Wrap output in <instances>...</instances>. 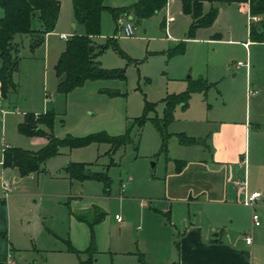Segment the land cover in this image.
Returning <instances> with one entry per match:
<instances>
[{"label": "rangeland", "instance_id": "1", "mask_svg": "<svg viewBox=\"0 0 264 264\" xmlns=\"http://www.w3.org/2000/svg\"><path fill=\"white\" fill-rule=\"evenodd\" d=\"M58 1L60 11L55 32L67 36L83 32L81 25L73 26L71 0ZM124 1L128 0H105V4L111 2L117 6ZM221 6L217 4L218 14L213 24L197 31V40L185 39L191 20L182 12L179 1L172 2L168 11L142 19L137 25L132 18L136 30L131 37L122 34L119 21L114 22L108 10L102 12L101 31L94 40L103 44L115 35L118 48L126 56L109 47L98 60L105 69H124L125 78L88 80L67 95L56 94L54 102L50 99L49 94L54 93L49 83L43 96L47 95L46 100L41 99L33 108L42 111L45 107L55 112L53 124L46 130L58 138L82 137L100 131L119 135L128 130L130 142L111 154L105 152L110 147L108 143L91 142L70 150L62 147L64 154L49 157L43 164L44 172L13 183L16 195L13 229L18 246L27 252L26 258H34L36 264H79L80 259L87 258L85 251L91 245L95 258L92 264H142L140 257L146 264H156L160 253H167L169 246L174 247L176 232L170 223L172 218L168 220L164 214L161 177L167 158L182 159L190 149L180 144L176 133L197 138V133L190 132H208L228 107L238 108L244 114L248 111L246 69L236 66L238 61L248 63L251 89H257L255 97L264 100V43L252 42L244 48L241 42L249 39L247 13L235 4ZM170 16L174 22L169 25V34L175 41L167 39L165 34ZM36 23L34 20L33 24ZM215 33L220 34V40L212 39ZM20 36L19 55L25 65L29 59L26 53L30 36ZM230 39L239 43L229 42ZM19 75L20 72L15 76L16 83ZM196 79L206 80L209 88L205 93H191L185 109L180 105L175 107L174 118L166 128L169 135L165 155L160 151L161 133L150 118L162 117L161 99L167 93L184 91ZM26 88L24 92L29 94ZM102 89L117 90L121 94L111 97L101 92ZM229 89L239 95L224 101V106L222 94ZM255 97H249L251 114L255 112V101L260 99ZM146 102L154 103V110L148 112V119L138 127L134 119L142 115ZM6 140L14 147L31 151L44 145L33 137L21 136L15 124ZM204 142L201 137L197 147L201 148ZM111 161L107 170L111 179L108 193L100 181L60 178L61 174L65 175L68 162L88 163L90 170L101 171ZM101 213L103 219L95 222Z\"/></svg>", "mask_w": 264, "mask_h": 264}, {"label": "crops", "instance_id": "2", "mask_svg": "<svg viewBox=\"0 0 264 264\" xmlns=\"http://www.w3.org/2000/svg\"><path fill=\"white\" fill-rule=\"evenodd\" d=\"M174 1L181 3V0H167L166 6L156 14L163 10L168 11L169 5ZM133 2L134 0H128L115 6L111 2L105 4V0H103L105 6L114 8L128 6ZM208 4L205 2L204 8ZM230 4H235L239 9V4L235 2L223 3L221 7L227 8ZM2 16L3 9L0 6V18ZM127 18L132 20L130 15ZM172 22H174V18L165 24V34L167 39L175 41V38L169 34V25ZM249 22L247 14L248 38ZM76 25L75 22L73 26ZM39 26L38 21L35 25L33 24L34 28ZM71 35L68 34L69 37ZM195 36L193 38L185 37V39L197 40ZM67 39L61 38L54 29L45 35L44 42L33 52L28 49L26 58L29 59L25 61V65L23 59H20L19 69L13 73L14 81L16 74L21 73L17 83L18 93L8 96L7 99L4 98L0 83V264L37 263L33 261L34 258L25 257L27 252L18 246L15 238L13 226L16 195L15 190H12V185L17 180L22 181L28 177H34L36 173L44 172L45 169L22 176L16 168L3 167L2 155L4 148L13 146L6 140L7 133L14 124L16 127L18 126L25 113L38 114L49 110L45 107L42 111H39L38 107L33 108L34 105L40 103L41 99L46 100L47 95L45 98L43 96L49 83L52 85L54 93V95L49 94L51 102L56 100L55 96H58L56 94L59 93L56 91L57 78L54 73V65L64 50ZM212 39L220 40V34L215 33ZM21 41L20 35L14 37V42L19 43L20 49ZM228 41L239 43L238 40L230 39ZM252 42L255 41H251L249 38L241 43L247 49ZM23 70L24 76L21 78ZM23 86L27 87L26 90H30L29 94H25ZM247 88L251 89L249 66L246 69L245 82L248 111L244 114L241 113V110L239 112L238 108L228 107L222 118L213 127L210 126L208 132L204 130L189 131L191 134L197 133L195 134L197 138L191 136L195 142L184 145L190 149L185 152L182 159L176 158V156L166 157L161 177V200L167 219L171 220L172 218L170 223L175 228L176 240L174 247L169 246L167 253H160L154 263L264 264V100L260 96L255 97L258 94L257 89L252 88L251 90H256V93L248 94ZM41 91L43 94L40 96ZM237 95L239 93L234 89H229L227 93L222 94L224 106L226 105L224 101H231ZM250 95L257 99L260 98L255 101L253 114L250 113ZM32 137L41 144L46 142L44 137ZM201 137H204L205 142L201 148H198L197 143ZM62 149H59V154H64ZM108 149L105 151L106 153ZM175 160L184 161L180 170H176ZM61 177L71 180L66 171L65 175H60ZM5 185L8 190L4 188ZM252 191L261 193L253 208L245 206L241 202L244 193ZM183 208L185 209L183 210ZM253 212L259 216L260 224L258 226L252 222ZM247 236L251 237L249 244L245 241ZM139 254L145 253L140 252Z\"/></svg>", "mask_w": 264, "mask_h": 264}, {"label": "trees", "instance_id": "3", "mask_svg": "<svg viewBox=\"0 0 264 264\" xmlns=\"http://www.w3.org/2000/svg\"><path fill=\"white\" fill-rule=\"evenodd\" d=\"M74 20L83 27L82 33H73L65 43V48L59 55L55 65L54 73L57 78L56 91L67 94L73 89L82 86L87 80L98 79H124V69H105L102 67L98 56L107 48L111 47L120 56L126 55L117 46L115 36L109 37L103 44H97L94 37L101 31V12L108 10L114 22L120 16H131L138 24L142 19L150 18L164 8L167 0H134L128 6L107 7L103 0H71ZM209 3V9L204 11V3ZM237 3L239 9L249 16H259L254 23L249 22V38L251 41L264 43V0H181L182 12L191 18L190 25L186 32V38H193L197 29L206 28L213 24L218 14L217 4ZM3 9V16L0 18V83L1 93L8 98L9 93H16L18 84L13 80V73L17 72L20 63V45L14 42L16 35L28 34L30 36L29 50L33 52L43 42L45 35L55 29L60 3L58 0H0ZM40 24L38 28L33 27V21ZM117 30V26H116ZM182 46V43L180 44ZM182 47L180 48V50ZM209 84L204 79L191 80L184 91L179 93H168L161 101L163 102L162 117H151V121L161 133L162 141L160 151L166 155V132L167 126L174 118V109L177 105L185 109L188 100L193 92H206ZM101 92L108 96H118L121 93L117 90L102 89ZM154 103H145L142 115L134 119L138 127H142L148 112L154 110ZM55 112L49 109L45 112L34 114L27 112L23 120L18 124V132L24 136H40L46 139L44 145L36 151L8 146L4 148L2 155L3 167L16 168L20 175L39 172L43 169L45 161L54 155L59 154V149L82 147L96 143H108L110 148L107 154L114 153L121 146L130 142L128 130L123 134L109 135L105 131L89 134L82 137L67 135L62 138L56 137L46 127L51 128ZM179 142L183 145H190L195 139L185 133H176ZM101 171H92L88 163L68 162L65 171L71 180H96L103 184L106 193L109 192L111 179L107 173L108 166ZM184 164L183 160H175L176 170H180ZM79 218L84 219L83 216ZM103 219L102 213L95 222ZM90 245L86 249V259H80L79 264H91L93 261V248ZM73 252L79 253L73 248ZM142 264H146L142 257L139 258ZM169 264H181L171 262Z\"/></svg>", "mask_w": 264, "mask_h": 264}, {"label": "built area", "instance_id": "4", "mask_svg": "<svg viewBox=\"0 0 264 264\" xmlns=\"http://www.w3.org/2000/svg\"><path fill=\"white\" fill-rule=\"evenodd\" d=\"M249 19L252 22L258 21L259 20V16H249ZM172 20H173V17L170 16V17H168V21L167 22L172 21ZM118 21L120 23V26H121V29H122V34L124 36L131 37V36L134 35L135 25H134V23L132 22V20L130 18H127V17H123L122 18V17H120L118 19ZM60 37L63 38V39H67L68 38V36L66 34H60ZM235 64H236V66H244V67H246V69L248 68V63H244V62L238 61ZM247 93L248 94H253V93H256V90L253 91L250 88H247ZM4 188L6 190H8L7 185H5ZM260 196H261L260 191L246 192V193H244L243 198L241 199V202H242L243 205L253 208L256 205V202L260 198ZM115 217H116V219L118 221L120 220V218L117 215ZM252 222H253V224L255 226H258L260 224L259 216L255 212H253V214H252ZM245 241H246V243L249 244L251 242V237L247 236L245 238Z\"/></svg>", "mask_w": 264, "mask_h": 264}]
</instances>
